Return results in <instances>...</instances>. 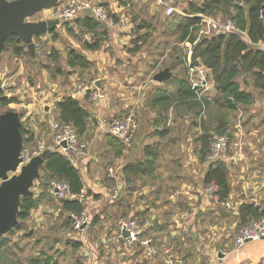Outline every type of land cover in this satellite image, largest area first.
<instances>
[{
  "label": "crops",
  "instance_id": "obj_1",
  "mask_svg": "<svg viewBox=\"0 0 264 264\" xmlns=\"http://www.w3.org/2000/svg\"><path fill=\"white\" fill-rule=\"evenodd\" d=\"M80 1L104 8L114 19L115 26L107 27L85 11L69 21H61L53 29V34L49 32L38 37L50 47L47 51L49 60L51 57L65 59L57 66L59 75H55L61 76L66 83L57 89L60 96L53 99V113L57 115L55 103L58 100L71 96L86 109L91 123L95 121L98 125L103 116L124 113L112 117L131 115L136 121L137 131L133 141L125 145L129 149L116 152L123 155L116 180L110 179L105 170H97L95 156L85 151L76 167L83 182L82 192L92 189L100 197L88 200L85 193L82 196L85 203L96 205L98 202L97 205L102 203L103 207L100 224L88 232L85 230L88 226L79 232L82 235L79 264H256L264 257V239L247 241L237 251L233 244L239 229L255 220V215L264 219V93L255 88L254 83L238 80L240 88L251 94V102L238 105L233 111L220 108L212 102L216 93L211 90L212 81H208L209 70L197 64L207 69L205 76L210 85L194 89L195 98L180 102L177 98L181 86L179 81L190 83L191 75L187 55L190 51L191 57L192 48L187 46V41H178L187 48L182 57L185 70L177 69L176 74L177 70L168 68L170 77L162 83L152 80L157 71L151 78L150 73L141 76L139 72H132L128 85H125L119 77L120 61L124 57L128 62L132 57L136 61L141 54L151 52L143 48L150 39L144 41L143 38L159 24V9H162V22L166 27L173 24L178 29L189 16L181 15L183 11L179 8L175 10L181 13L166 16L164 4L169 5L171 0H162L163 4L156 0ZM139 12L144 14H141L144 19L140 24H134L131 16ZM39 13H42V19L47 10ZM86 17L94 21L95 30L83 27L82 20ZM65 23L69 24V32H73L71 24H79L83 28L81 41L75 35L69 38L63 28ZM86 33L95 34L97 48H89L84 40ZM57 35L67 39L68 52L73 51L82 57L80 62L68 63V56ZM63 66L65 72L58 71H62ZM77 74L94 78V88L102 92L104 98L94 102L89 92H81L83 83ZM192 76L197 77V72ZM88 101L93 106H88ZM203 101L207 102L205 106ZM40 120L45 122V128L32 132L33 137L39 139L37 144L49 146L50 125L56 118ZM220 125L229 136L228 158L222 160L228 185L227 198L222 201L225 205L208 197V184L204 177L210 162L202 154L200 142L203 129L214 136ZM106 134L108 142L119 143L108 132ZM48 149L51 150L50 147ZM134 163H141L144 172L126 176L124 167ZM110 189L119 191L116 193L119 199H127L130 216L141 228L143 238L132 245L114 241L116 221L120 218L111 213L118 208L114 205L117 200H107ZM124 194L125 198L122 197ZM243 207H250L252 214L249 211L242 216ZM144 239L151 241L152 252L142 244Z\"/></svg>",
  "mask_w": 264,
  "mask_h": 264
},
{
  "label": "rangeland",
  "instance_id": "obj_2",
  "mask_svg": "<svg viewBox=\"0 0 264 264\" xmlns=\"http://www.w3.org/2000/svg\"><path fill=\"white\" fill-rule=\"evenodd\" d=\"M176 2L181 3V5L179 4L178 6ZM168 4L173 8H179L180 11L186 6L185 1L179 0H171ZM180 11L178 12L181 13L182 11ZM139 13L138 15L141 17L135 14L133 17L131 16V20H133L134 24H140L144 19L142 16L144 14L141 12ZM162 15V9L160 8L157 14L159 18L157 22L159 24L153 27L154 29H151L152 33L149 36L142 37L144 41L148 38L150 39L143 48L151 52L141 54L139 56L141 61L140 59L135 61L132 56V61L130 62L127 61V57H124V59L120 61L119 67L121 73L119 77L125 85H128L132 72H139L141 76L143 73H150L151 78L155 71L158 72L164 68L172 69V71H176L177 69L185 70L182 57L184 58V54L187 53V48L186 46H181L178 42L179 29H175L173 24L166 27L162 22ZM41 17L42 13H37L30 19L37 21L40 20ZM146 20L148 21L149 19ZM152 22L155 23V20H152ZM71 26L73 32H69L70 29H67L69 28L68 23L63 27L65 32L68 34L69 38L75 35L81 41V36L84 31L83 28H81L79 24H71ZM64 38L65 37L58 36L61 45L65 49L66 55L68 52V42L66 41L67 39ZM93 38H95V34ZM161 41L162 43L165 41V44H161ZM34 42L41 50L43 54L42 57L36 55L35 59H31L27 53V49L26 53L19 57L13 56L10 49L3 50L0 54V81L3 88L1 94L11 100L6 106H0V113L5 111L17 112L22 126L29 129L31 132H36L38 129L45 128V125H43L45 122L43 121L41 123V118H56L52 110L53 99L60 96V94L57 93V89H59L62 84L66 83L65 79L62 80L61 76H55L56 74L59 75L57 73L58 64H63L65 59L59 58L55 60V58L51 57L52 60H49L47 58V51L50 47H48L46 42L38 38L34 39ZM147 55L151 56L147 57ZM65 70L64 67L62 71H58L65 72ZM207 76L208 81L211 83L210 74ZM77 77L81 79L80 81L83 85H88L89 87L94 86V78L89 75L77 74ZM238 80H246L249 84L253 83V78L248 75H241ZM209 82L207 86L210 85ZM55 87L56 89H54ZM211 88L213 91L214 88ZM87 105L91 107L93 103L88 101ZM114 115L121 116L124 115V113L103 116V118L100 119V124L96 126L88 120L85 133L79 136L86 146L84 150L85 153L95 156L94 159L96 160L95 166L98 167L97 170H105L106 174L109 167L117 171L122 164V152L118 155L116 152L118 153L120 149H129V147H125V144H113L107 141V131L104 130L103 127L106 129V122ZM201 122L202 119L200 123ZM216 130L217 129H215L214 136L221 133H225L228 136L227 132ZM38 140L39 139H35L34 143L27 144V148L36 146ZM42 173L40 169V176ZM41 187L42 184L40 181L38 183L37 180H35L31 191L33 192L34 198L37 199L38 205L31 209L29 215L23 222H20L21 229H15L11 234H6V244L0 250L5 254L8 260H12L10 264H27V261L36 258L39 252L51 255L58 261V264H79V262H81L79 248L82 244V235H80L79 232L87 226L85 230L88 232L92 228H95L97 224H100V216L103 215L102 203L99 205H97L98 202L95 203L96 205L84 203L85 210L83 212L87 217V222L80 227V230H76L70 223L67 224L68 213L60 211L59 201L55 199V197H52L53 194L49 191V186H46V190ZM41 189H43L42 193H40ZM84 191L88 200L100 198L99 195L93 193L92 189ZM115 191L116 193L119 192L115 189H110L108 191L110 195L107 197V200L109 202H115L117 200ZM85 193L83 192V194ZM122 197L125 198L126 195L124 194ZM125 200L126 203L123 208H115L111 213L114 212L119 218H129L131 212L128 205H126L127 199ZM0 264L7 263L1 258Z\"/></svg>",
  "mask_w": 264,
  "mask_h": 264
},
{
  "label": "trees",
  "instance_id": "obj_3",
  "mask_svg": "<svg viewBox=\"0 0 264 264\" xmlns=\"http://www.w3.org/2000/svg\"><path fill=\"white\" fill-rule=\"evenodd\" d=\"M179 1H185L186 6H184L182 10L183 13L188 16L192 15L193 17H186L182 23L179 24L178 41H187L192 44V54L190 57L192 67L197 64H202L209 70L210 78L216 93L212 102L218 107L229 111L235 110L238 105L250 103L252 100L251 94L241 89L239 85L238 78L241 75L252 77L254 87L264 93V47L260 46V43L263 42L264 18L260 17L259 14L260 11H264V0ZM196 15H203L220 21L230 19L239 31L246 33L248 42L236 34L224 33L222 31L198 38L197 33L201 25V20L195 17ZM82 22L83 27L88 30H95L97 28L93 27L96 26V24L91 18L86 17ZM52 31L51 33L53 34L54 32ZM37 38L38 37H35L34 39ZM87 44L90 49L98 47V42L95 41L94 38L91 43ZM6 49H10L13 56L19 57L26 53V45L15 35H10L6 38L4 50ZM67 56L68 63L70 64L82 60V57L73 51H69ZM179 82L181 86L177 98L180 102L195 98V90L192 89L191 84L186 80H181ZM242 82L247 83L246 80H242ZM10 101L9 98L4 96L0 101V106H6ZM203 102L205 106L207 102ZM55 109L57 111L56 121L71 125L78 137L85 133L89 115L77 99L71 96H63L55 103ZM203 128H205V126H203ZM216 129L226 132L225 128H222L221 125ZM20 132L23 138V148L28 147L27 144L34 143L35 139L33 133L29 129L24 128L22 123L20 124ZM212 137L213 135H210L206 129H203L200 137L203 155L207 154ZM50 149L52 154L47 162L40 168L43 172L41 174L40 183H42L43 189L45 190L46 186H49L51 180H63L68 184L70 194L75 197L57 200L60 204V211L68 213L67 224L70 223L73 227L71 214L79 216L85 210V201L82 198V196H84L82 192L83 182L78 169L72 166L56 148ZM141 165V163L127 164L123 172L126 176L135 172L143 173L144 168L142 167L143 165ZM204 182L206 184L214 182L219 189V198L222 201L227 198L228 185L223 161L217 160L210 162V166L204 177ZM52 197L54 198L53 195ZM125 203V199H119L117 197V201L114 205L120 209L124 207ZM37 205V199L34 198V196L21 198L17 216L19 222L7 233V235L11 234L15 229H21L20 222H23L29 215L31 209L35 208ZM249 211L252 214V209L250 207H243L241 209L242 216ZM129 218L135 220L133 216ZM254 219L257 220L259 218L255 215ZM142 236L143 234L140 235L141 238H143ZM5 244L6 235L0 237V249L4 247ZM1 258H3L7 264L12 263V260H8L5 254L0 250V261ZM27 264H58V261L51 255L39 252L37 257L28 260Z\"/></svg>",
  "mask_w": 264,
  "mask_h": 264
},
{
  "label": "built area",
  "instance_id": "obj_4",
  "mask_svg": "<svg viewBox=\"0 0 264 264\" xmlns=\"http://www.w3.org/2000/svg\"><path fill=\"white\" fill-rule=\"evenodd\" d=\"M59 2L46 9L47 13L43 16L42 19H59L61 21H69L74 18L78 13L89 11L93 18L107 27L115 26V21L112 16L102 7L97 5H89L86 2H81L80 0H66ZM159 4H163L162 0H156ZM165 5V15L172 16L174 13H178L175 8L171 5ZM260 17L264 18V11H260ZM181 15H186L181 13ZM188 16V15H186ZM189 17H193L189 15ZM195 17L200 18L201 25L198 30V38L201 36H209L214 32L222 31L224 33H232L240 36L243 40L248 42L246 33L239 31L235 24L227 19L225 21H220L211 17H205L203 15H196ZM263 42L260 43V46L264 47V32L262 35ZM84 40L87 43L93 41V35L91 33H86L84 35ZM187 46L192 48V44L187 43ZM190 51L187 55V67L190 71V84L192 89H197L198 87L204 86L207 87V79L205 73L207 69L204 67L191 66L190 62ZM36 55L42 57L43 54L41 50L36 46ZM193 72H197V77L192 76ZM81 92H89L92 101H99L104 98V94L98 91L96 88L81 85ZM93 90V91H92ZM107 132L115 137L120 143L128 145L130 144L137 131V124L134 118L131 115H125L122 117H112L109 119L106 124ZM51 137L50 145L37 144L31 148H24L21 152V156L28 160L30 157L39 154L44 149L56 148L61 155H63L69 163L77 167L79 161L84 154L86 148L84 142L76 135L75 130L71 125L56 120H52L50 125ZM229 151V138L226 134H218L213 136L209 144V149L205 158L208 162H213L217 160H225L228 158ZM108 177L112 180H116L117 174L116 171L109 167L107 169ZM49 188L51 193L56 199L63 198H74L75 196L70 194L68 184L63 180H51L49 183ZM116 193V192H115ZM208 197L215 201L216 203H221L225 205L224 202L219 198V189L214 182H210L207 185ZM72 224L73 228L80 230V227L87 222V217L85 213H81L79 216L72 215ZM123 232L127 233L126 236L123 235ZM141 228L137 225L134 219L130 218H120L115 227V242H124L127 245H132L135 242L140 240ZM264 239V219L253 220L239 229L233 244L234 250H239L244 246L247 241L261 240ZM142 244L147 247L149 252L153 251V248L150 244V240L144 239L141 240ZM256 264H264V257L260 259Z\"/></svg>",
  "mask_w": 264,
  "mask_h": 264
},
{
  "label": "water",
  "instance_id": "obj_5",
  "mask_svg": "<svg viewBox=\"0 0 264 264\" xmlns=\"http://www.w3.org/2000/svg\"><path fill=\"white\" fill-rule=\"evenodd\" d=\"M59 0H0V54L5 40L17 36L25 45L31 59L36 56L35 37L51 32L59 19L30 18L55 6ZM170 77L168 68L155 73L152 80L162 83ZM3 88L0 81V101ZM20 117L15 111L0 113V237L9 233L18 223L21 198L32 197L34 181L39 180L40 168L47 162L52 151L44 149L28 160L21 156L23 138L20 132ZM96 125V122L94 121ZM126 236L127 233L123 232Z\"/></svg>",
  "mask_w": 264,
  "mask_h": 264
}]
</instances>
